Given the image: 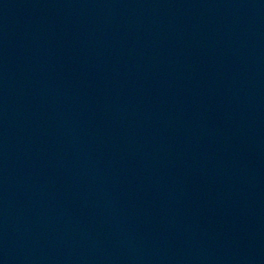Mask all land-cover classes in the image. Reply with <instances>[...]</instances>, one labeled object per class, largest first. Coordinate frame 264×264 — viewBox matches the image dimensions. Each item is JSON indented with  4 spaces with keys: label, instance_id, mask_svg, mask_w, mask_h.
I'll use <instances>...</instances> for the list:
<instances>
[{
    "label": "water",
    "instance_id": "obj_1",
    "mask_svg": "<svg viewBox=\"0 0 264 264\" xmlns=\"http://www.w3.org/2000/svg\"><path fill=\"white\" fill-rule=\"evenodd\" d=\"M0 264H264V0H0Z\"/></svg>",
    "mask_w": 264,
    "mask_h": 264
}]
</instances>
